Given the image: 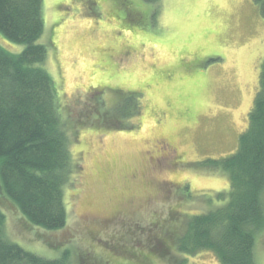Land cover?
Wrapping results in <instances>:
<instances>
[{"label":"rangeland","instance_id":"374dc122","mask_svg":"<svg viewBox=\"0 0 264 264\" xmlns=\"http://www.w3.org/2000/svg\"><path fill=\"white\" fill-rule=\"evenodd\" d=\"M260 6L162 0L154 12L142 0H43L38 42L78 165L61 229L28 223L1 191L6 241L47 258L65 248L71 264H171L180 253L169 235L228 188L203 161L233 153L247 127L264 57ZM157 240L165 255L149 254ZM253 255L264 264V230ZM181 256L220 264L210 250Z\"/></svg>","mask_w":264,"mask_h":264},{"label":"trees","instance_id":"16d2710c","mask_svg":"<svg viewBox=\"0 0 264 264\" xmlns=\"http://www.w3.org/2000/svg\"><path fill=\"white\" fill-rule=\"evenodd\" d=\"M142 1L156 12L162 0ZM254 1L264 13V0ZM42 9L43 0H0V38L23 46L12 52L0 46V197L2 191L28 223L52 231L67 224L64 189L78 164L71 157L55 83L44 66L47 46L38 42ZM203 162L212 165L204 169L225 173L228 188L215 194L214 207L187 216L169 239L180 255L210 250L220 264H255V234L264 230V57L236 150ZM4 220L0 210V264H71L65 248L47 258L6 241ZM160 242H153L150 255L166 254L169 245ZM180 255L170 263L189 264ZM81 263L95 264L85 258Z\"/></svg>","mask_w":264,"mask_h":264},{"label":"flooded vegetation","instance_id":"af4514ba","mask_svg":"<svg viewBox=\"0 0 264 264\" xmlns=\"http://www.w3.org/2000/svg\"><path fill=\"white\" fill-rule=\"evenodd\" d=\"M159 245H160V247H162V246H163V243H162V242H160V243H159Z\"/></svg>","mask_w":264,"mask_h":264}]
</instances>
